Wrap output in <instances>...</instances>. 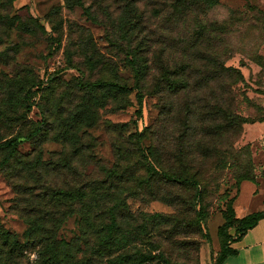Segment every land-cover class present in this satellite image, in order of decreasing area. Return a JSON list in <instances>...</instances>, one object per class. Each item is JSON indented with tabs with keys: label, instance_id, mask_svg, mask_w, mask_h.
<instances>
[{
	"label": "rangeland",
	"instance_id": "374dc122",
	"mask_svg": "<svg viewBox=\"0 0 264 264\" xmlns=\"http://www.w3.org/2000/svg\"><path fill=\"white\" fill-rule=\"evenodd\" d=\"M14 136L0 264H217L231 209L264 210V0H0Z\"/></svg>",
	"mask_w": 264,
	"mask_h": 264
},
{
	"label": "trees",
	"instance_id": "16d2710c",
	"mask_svg": "<svg viewBox=\"0 0 264 264\" xmlns=\"http://www.w3.org/2000/svg\"><path fill=\"white\" fill-rule=\"evenodd\" d=\"M68 5H81L83 6V0H65ZM218 1L214 3H209L208 5L204 6V11L210 9V7L216 5ZM130 5L122 6L124 10L121 14L117 17L119 25H130L132 23V18L130 19L124 12H126V8L128 7L127 12L132 11L131 8H129ZM118 6L117 9H119ZM85 12L87 15L92 16V12L89 7L85 8ZM128 12V13H129ZM134 26H130V28ZM127 64L132 68L133 72L136 75L137 83H144L146 81V78L148 77V71L152 68V63L149 61H145L142 59L141 55L135 51L128 53L127 57ZM220 69L227 73L228 75L232 74L233 72H236L237 70L232 67H226L225 64L220 63L218 65ZM140 85V84H139ZM121 90L125 89L128 90V88H121ZM141 96V94H139ZM219 103L220 107L226 105L225 97L223 95L219 96ZM31 104H28V107H31ZM246 122V121H244ZM42 131V123L35 129L34 133H40ZM33 135V134H32ZM20 144V138L18 136H14L9 140L1 141L0 139V147H2L4 150H8L7 155L4 157V159L0 162V165H5L10 161V159L16 154L18 150V146ZM149 155V153L147 154ZM152 169V168H151ZM179 180H187L196 182V177H188L185 176L183 178L178 177ZM246 179V178H244ZM264 218V210L262 211H256L249 213L241 218L235 217L234 212L231 209V214L229 219L225 221L223 225L220 226L219 232L220 235L223 237L222 244H221V250L219 253V256L217 258V264H223L230 256H236L238 254V250L232 247V244L236 241L241 240L244 235L253 227H255L258 222ZM234 229L235 234H231L230 230ZM101 244L103 245V240H101ZM57 246H54L56 248ZM64 246L63 248H65ZM66 254V253H64ZM56 263H62L67 259L66 255L60 256L59 254H55L53 256ZM82 264H88L87 262H84ZM110 264H119L115 260H112Z\"/></svg>",
	"mask_w": 264,
	"mask_h": 264
},
{
	"label": "crops",
	"instance_id": "0c3cea01",
	"mask_svg": "<svg viewBox=\"0 0 264 264\" xmlns=\"http://www.w3.org/2000/svg\"><path fill=\"white\" fill-rule=\"evenodd\" d=\"M232 247L238 254L230 256L224 264H264V218Z\"/></svg>",
	"mask_w": 264,
	"mask_h": 264
}]
</instances>
